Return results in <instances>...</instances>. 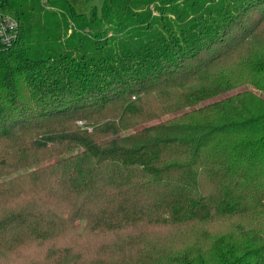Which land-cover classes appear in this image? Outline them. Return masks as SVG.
Masks as SVG:
<instances>
[{
    "label": "trees",
    "instance_id": "16d2710c",
    "mask_svg": "<svg viewBox=\"0 0 264 264\" xmlns=\"http://www.w3.org/2000/svg\"><path fill=\"white\" fill-rule=\"evenodd\" d=\"M0 10V264H264V0Z\"/></svg>",
    "mask_w": 264,
    "mask_h": 264
},
{
    "label": "rangeland",
    "instance_id": "374dc122",
    "mask_svg": "<svg viewBox=\"0 0 264 264\" xmlns=\"http://www.w3.org/2000/svg\"><path fill=\"white\" fill-rule=\"evenodd\" d=\"M71 5L74 7L76 13L78 14H85V15H88L90 10L92 8H96L98 12H100V9H101V6L103 4V0H68ZM257 39H260V43L259 45H264V35H261L259 38ZM253 43H256L257 44V40L253 38ZM260 49V46L258 47ZM243 90V88H240V89H236V90H233L231 91V93L227 94V95H224L223 97L225 96H228V95H232L234 93H237L239 91ZM223 97H220V98H223ZM167 116L163 119H166ZM217 227L215 228L216 229V232H218L216 235H218L223 229L227 228V224L225 225H222V224H218L216 225ZM242 226V223H239V227L241 228ZM231 227V232L233 233V235L235 236H238V237H235L237 239V241L242 244V245H245L249 240H240L239 236H241V232L240 228H237L236 226H234V224L230 225ZM228 227V229L230 228ZM227 230H223V233H225ZM247 237H250V235H247ZM234 241V240H233Z\"/></svg>",
    "mask_w": 264,
    "mask_h": 264
},
{
    "label": "built area",
    "instance_id": "2783aa9c",
    "mask_svg": "<svg viewBox=\"0 0 264 264\" xmlns=\"http://www.w3.org/2000/svg\"><path fill=\"white\" fill-rule=\"evenodd\" d=\"M17 22L13 18L2 14L0 10V43L3 46H11L17 37Z\"/></svg>",
    "mask_w": 264,
    "mask_h": 264
}]
</instances>
